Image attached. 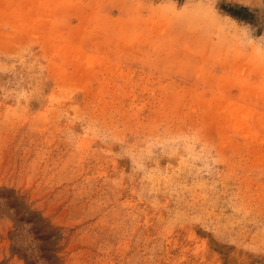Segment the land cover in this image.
<instances>
[{"label": "rangeland", "instance_id": "1", "mask_svg": "<svg viewBox=\"0 0 264 264\" xmlns=\"http://www.w3.org/2000/svg\"><path fill=\"white\" fill-rule=\"evenodd\" d=\"M0 264H264V0H0Z\"/></svg>", "mask_w": 264, "mask_h": 264}, {"label": "bare ground", "instance_id": "2", "mask_svg": "<svg viewBox=\"0 0 264 264\" xmlns=\"http://www.w3.org/2000/svg\"><path fill=\"white\" fill-rule=\"evenodd\" d=\"M79 96H80V95H79ZM78 98H79V97L77 96L76 99L78 100Z\"/></svg>", "mask_w": 264, "mask_h": 264}, {"label": "trees", "instance_id": "3", "mask_svg": "<svg viewBox=\"0 0 264 264\" xmlns=\"http://www.w3.org/2000/svg\"><path fill=\"white\" fill-rule=\"evenodd\" d=\"M234 16V15H233Z\"/></svg>", "mask_w": 264, "mask_h": 264}]
</instances>
